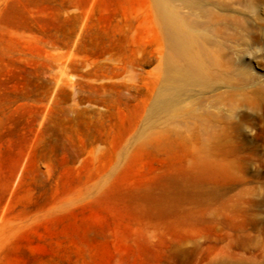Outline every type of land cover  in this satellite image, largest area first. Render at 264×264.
<instances>
[{
  "label": "rangeland",
  "instance_id": "1",
  "mask_svg": "<svg viewBox=\"0 0 264 264\" xmlns=\"http://www.w3.org/2000/svg\"><path fill=\"white\" fill-rule=\"evenodd\" d=\"M163 2L0 0V264H264V0Z\"/></svg>",
  "mask_w": 264,
  "mask_h": 264
},
{
  "label": "bare ground",
  "instance_id": "2",
  "mask_svg": "<svg viewBox=\"0 0 264 264\" xmlns=\"http://www.w3.org/2000/svg\"><path fill=\"white\" fill-rule=\"evenodd\" d=\"M163 12L165 16V23L168 25L172 35V43L175 44L179 53L184 58H186L188 62L187 69L189 73L187 80L192 81L201 75L204 76L205 67H203V60L200 58L197 50L194 47V38H192V36L184 30V25L182 22L174 21L173 11L169 8L168 0H164L163 2Z\"/></svg>",
  "mask_w": 264,
  "mask_h": 264
}]
</instances>
